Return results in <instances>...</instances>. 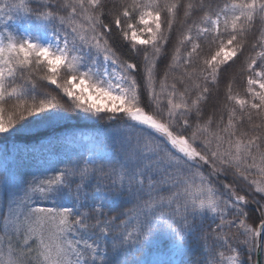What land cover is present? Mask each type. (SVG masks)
I'll list each match as a JSON object with an SVG mask.
<instances>
[{"label": "snow or ice", "instance_id": "obj_1", "mask_svg": "<svg viewBox=\"0 0 264 264\" xmlns=\"http://www.w3.org/2000/svg\"><path fill=\"white\" fill-rule=\"evenodd\" d=\"M264 0H0V264H261Z\"/></svg>", "mask_w": 264, "mask_h": 264}, {"label": "trees", "instance_id": "obj_2", "mask_svg": "<svg viewBox=\"0 0 264 264\" xmlns=\"http://www.w3.org/2000/svg\"><path fill=\"white\" fill-rule=\"evenodd\" d=\"M261 264H264V257H260Z\"/></svg>", "mask_w": 264, "mask_h": 264}, {"label": "water", "instance_id": "obj_3", "mask_svg": "<svg viewBox=\"0 0 264 264\" xmlns=\"http://www.w3.org/2000/svg\"><path fill=\"white\" fill-rule=\"evenodd\" d=\"M258 259H260V257H258Z\"/></svg>", "mask_w": 264, "mask_h": 264}]
</instances>
